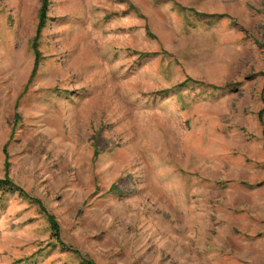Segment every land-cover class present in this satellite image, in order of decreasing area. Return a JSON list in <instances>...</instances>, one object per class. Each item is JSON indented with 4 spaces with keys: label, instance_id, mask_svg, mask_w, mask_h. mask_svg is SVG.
<instances>
[{
    "label": "rangeland",
    "instance_id": "374dc122",
    "mask_svg": "<svg viewBox=\"0 0 264 264\" xmlns=\"http://www.w3.org/2000/svg\"><path fill=\"white\" fill-rule=\"evenodd\" d=\"M42 3L0 0V264H264V0Z\"/></svg>",
    "mask_w": 264,
    "mask_h": 264
},
{
    "label": "trees",
    "instance_id": "16d2710c",
    "mask_svg": "<svg viewBox=\"0 0 264 264\" xmlns=\"http://www.w3.org/2000/svg\"><path fill=\"white\" fill-rule=\"evenodd\" d=\"M46 4H47V0H43V3H42V8L40 9L39 13H38V20H39V24L37 25V32L39 34V32L41 31V28L43 26V23L45 21V11H46ZM36 32V33H37ZM34 55L35 57H40L39 53L37 50H34ZM32 75V74H31ZM18 192V194L20 196H23L25 197L26 195L23 193V191L17 187L13 182H11L9 179L7 178H3V179H0V193L1 195H4V194H14ZM48 221L50 223V227L52 229V232L55 234V235H58V227H57V224L54 222V220H52L51 217L48 218ZM77 255V253H75ZM81 264H93L91 261H82L81 260Z\"/></svg>",
    "mask_w": 264,
    "mask_h": 264
}]
</instances>
